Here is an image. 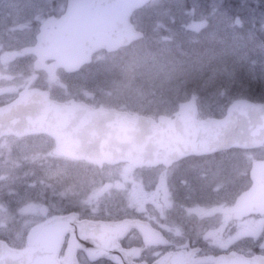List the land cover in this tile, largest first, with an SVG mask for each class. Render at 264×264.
<instances>
[{
	"label": "flooded vegetation",
	"instance_id": "flooded-vegetation-1",
	"mask_svg": "<svg viewBox=\"0 0 264 264\" xmlns=\"http://www.w3.org/2000/svg\"><path fill=\"white\" fill-rule=\"evenodd\" d=\"M68 1L0 0V106L22 90L40 89L57 101L75 99L94 107L130 111L125 100L100 91L105 86L113 88L109 83L97 87L89 83L87 87L88 82H80L79 87H71L57 82L56 77L80 73L97 58L116 57L133 44L116 51L101 49L92 62L75 72L60 67L49 74L56 56L50 36L57 26L44 23L59 18ZM192 85L182 88L176 109L192 94L196 96ZM176 109L165 114L172 115ZM197 109L199 117L224 114L200 116L198 102ZM4 138L34 142L63 159L68 169L62 188L47 184L51 192H45L32 225L14 241L0 237L13 248L57 249L58 264H228L231 256H257L259 264H264L263 210L250 214L233 211L236 197L251 183L246 148L230 147L188 154L168 164L136 166L55 155L54 140L46 133L5 135L0 140ZM253 149L261 151L252 160L264 159V145ZM55 217L62 218V230L39 232L38 243L28 244L30 228ZM88 250L106 251L90 257Z\"/></svg>",
	"mask_w": 264,
	"mask_h": 264
},
{
	"label": "water",
	"instance_id": "water-1",
	"mask_svg": "<svg viewBox=\"0 0 264 264\" xmlns=\"http://www.w3.org/2000/svg\"><path fill=\"white\" fill-rule=\"evenodd\" d=\"M150 0H69L65 13L52 20L57 66L78 69L101 49L115 50L144 36L130 17ZM41 42V41H40ZM49 134L54 153L75 159L103 162L129 161L138 166L168 164L188 154H202L227 147H257L264 143V102L235 98L221 117H197L194 95L179 103L173 116L157 118L81 101L66 104L48 98L42 91H21L0 106V137L13 134ZM264 160L252 162V184L236 199L235 213L247 214L264 205ZM60 218L34 226L28 242L37 244L36 234L60 231ZM40 242V241H39ZM106 250H88L90 257ZM57 249L18 250L0 240V264H57ZM228 264H259L258 258L231 256Z\"/></svg>",
	"mask_w": 264,
	"mask_h": 264
},
{
	"label": "rangeland",
	"instance_id": "rangeland-1",
	"mask_svg": "<svg viewBox=\"0 0 264 264\" xmlns=\"http://www.w3.org/2000/svg\"><path fill=\"white\" fill-rule=\"evenodd\" d=\"M248 2L239 1L237 14L219 8L217 0H155L134 15L136 25L146 30L145 40L56 80L71 87L109 83L113 88L100 91L151 116L176 109L182 88L192 82L199 115L222 114L225 101L264 80V0ZM260 151L248 150V162ZM64 164L34 142L0 140V236L14 241L32 225L45 192H51L47 184L62 188L68 172Z\"/></svg>",
	"mask_w": 264,
	"mask_h": 264
},
{
	"label": "trees",
	"instance_id": "trees-1",
	"mask_svg": "<svg viewBox=\"0 0 264 264\" xmlns=\"http://www.w3.org/2000/svg\"><path fill=\"white\" fill-rule=\"evenodd\" d=\"M239 1L240 0H227V2H229V9L232 12H236L239 9V7H238ZM187 5H188V3H187ZM260 35H261L262 40L264 41V29H262L260 31ZM154 36L157 37V34L154 33ZM145 38H146V36H145ZM184 39H185L184 37H180L179 40L183 41ZM254 85L257 88L251 89L250 91H248V90L243 91V95L247 96L248 98H251V99L264 100V82L260 80V81L256 82V84L254 83Z\"/></svg>",
	"mask_w": 264,
	"mask_h": 264
}]
</instances>
